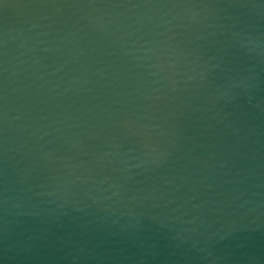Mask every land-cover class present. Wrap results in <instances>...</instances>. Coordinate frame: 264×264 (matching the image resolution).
Wrapping results in <instances>:
<instances>
[{
	"label": "water",
	"instance_id": "95a60500",
	"mask_svg": "<svg viewBox=\"0 0 264 264\" xmlns=\"http://www.w3.org/2000/svg\"><path fill=\"white\" fill-rule=\"evenodd\" d=\"M0 264H264V0H0Z\"/></svg>",
	"mask_w": 264,
	"mask_h": 264
}]
</instances>
